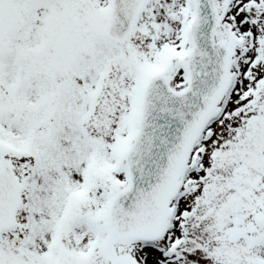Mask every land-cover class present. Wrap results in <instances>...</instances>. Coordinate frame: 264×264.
<instances>
[{"label":"snow or ice","instance_id":"snow-or-ice-1","mask_svg":"<svg viewBox=\"0 0 264 264\" xmlns=\"http://www.w3.org/2000/svg\"><path fill=\"white\" fill-rule=\"evenodd\" d=\"M0 264H264V0H0Z\"/></svg>","mask_w":264,"mask_h":264}]
</instances>
